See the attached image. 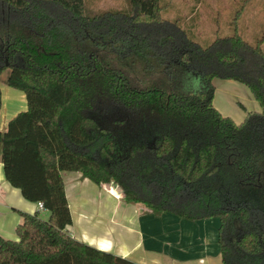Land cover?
Returning a JSON list of instances; mask_svg holds the SVG:
<instances>
[{"label": "trees", "instance_id": "16d2710c", "mask_svg": "<svg viewBox=\"0 0 264 264\" xmlns=\"http://www.w3.org/2000/svg\"><path fill=\"white\" fill-rule=\"evenodd\" d=\"M160 1L88 17L85 0H0V73L9 69L6 85L26 104L0 132V163L10 186L48 212L23 215L17 241L0 238V264H134L67 233L69 172L153 213L218 218L222 264H264V25L254 44L244 40L238 21L252 0H242L228 36L216 31L202 46L180 19L162 17ZM105 44L153 69L133 74L153 83L134 86L89 51ZM213 80L242 84L260 111L238 124L222 116Z\"/></svg>", "mask_w": 264, "mask_h": 264}, {"label": "crops", "instance_id": "0c3cea01", "mask_svg": "<svg viewBox=\"0 0 264 264\" xmlns=\"http://www.w3.org/2000/svg\"><path fill=\"white\" fill-rule=\"evenodd\" d=\"M212 84L215 88V80ZM16 92L18 95L7 94L5 108L1 92L0 114L17 101L22 102V109L16 114L25 110L24 96ZM61 176L71 216L66 231L74 240L134 264H222L218 218L189 221L170 213H153L143 204L125 202L110 184L96 185L78 172ZM35 213L48 217L37 203L24 200L20 191L10 186L0 163V238L17 241L15 230L23 215Z\"/></svg>", "mask_w": 264, "mask_h": 264}, {"label": "rangeland", "instance_id": "374dc122", "mask_svg": "<svg viewBox=\"0 0 264 264\" xmlns=\"http://www.w3.org/2000/svg\"><path fill=\"white\" fill-rule=\"evenodd\" d=\"M161 5L164 7L161 15L165 20L180 19L179 25L188 34L193 36L202 46L208 45L215 37L216 31L219 36H228V27L233 18L234 12L242 5V0H161ZM118 10L126 11V0H85V15L88 17L96 15L100 11ZM264 25V0H252L245 7L241 18L238 21L239 33L244 40L249 44H254L261 34ZM117 46V45H115ZM114 45L105 44L104 46H90L89 51L98 55L101 63L109 65L112 68L121 70L129 76L134 86H148L153 83L154 78L136 82V74H153V69L141 71L142 66H133L134 59L131 54L124 57L114 50ZM264 51V45L262 46ZM7 62V61H6ZM175 69L174 75H179L182 69L178 66H172L171 70ZM9 74V69H4L0 73V89L2 92L3 107L8 106L7 94L11 96L18 93L10 89L6 85V80ZM191 81L189 89H195L197 86L193 84V77H188ZM159 81L168 85L171 83L167 79L158 77ZM183 79V76H181ZM229 83H233L229 85ZM187 90V89H185ZM7 92V93H6ZM213 107L224 117H228L235 123L243 121L247 112H255L258 105L251 98L250 92L238 84V82H222L215 80V92L213 98ZM22 109V102H15L14 107L9 106L7 110L2 109L0 114V131L4 129L5 123L12 118L18 111ZM111 185V184H110ZM113 188L123 198L121 189L115 185ZM115 192V191H114ZM117 192H115L117 194ZM118 195V194H117ZM46 220L47 214L40 216Z\"/></svg>", "mask_w": 264, "mask_h": 264}, {"label": "built area", "instance_id": "2783aa9c", "mask_svg": "<svg viewBox=\"0 0 264 264\" xmlns=\"http://www.w3.org/2000/svg\"><path fill=\"white\" fill-rule=\"evenodd\" d=\"M37 205H38V209H39V210H43V206H42V204L38 203Z\"/></svg>", "mask_w": 264, "mask_h": 264}]
</instances>
